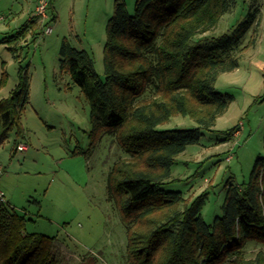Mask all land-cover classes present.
<instances>
[{
    "label": "trees",
    "instance_id": "trees-1",
    "mask_svg": "<svg viewBox=\"0 0 264 264\" xmlns=\"http://www.w3.org/2000/svg\"><path fill=\"white\" fill-rule=\"evenodd\" d=\"M235 7L236 0H137L131 15L116 0L106 28L105 81L87 52L63 41L61 69L91 105V147L112 137L127 155L106 178L108 200L126 227V264H264V250L247 257L250 244L264 248V158L247 183L230 186L212 225L202 216L207 190L189 199L164 189L179 181L172 177L177 158L234 99L217 91L218 77L238 69L241 53L256 44L255 36L244 41L253 26L256 35L258 10L229 33L206 36ZM28 101L27 80L0 100V145L19 127ZM175 117L198 127L162 128ZM25 229V219L0 201V264H59L53 239Z\"/></svg>",
    "mask_w": 264,
    "mask_h": 264
},
{
    "label": "rangeland",
    "instance_id": "rangeland-1",
    "mask_svg": "<svg viewBox=\"0 0 264 264\" xmlns=\"http://www.w3.org/2000/svg\"><path fill=\"white\" fill-rule=\"evenodd\" d=\"M115 1L49 0L48 19L41 24L35 18L36 26L30 21L39 0H0V100L22 81L29 85L21 129L16 126L0 145V191L4 203L25 219L27 234L53 239L59 264L127 263L126 227L106 187L110 168L127 155L112 137L91 147V105L62 71L60 54L67 39L92 57L105 81L106 28ZM136 1L123 0L131 15ZM257 10L256 35L253 26L244 41L247 46L255 36V46L241 53L238 69L215 83L218 92L234 98L231 105L199 144L177 158L172 177L179 181L164 186L189 199L207 190L202 216L208 225L221 216L230 186L247 183L257 159L264 158V0H236L235 9L206 34L229 33ZM47 28L50 35L44 34ZM197 127L189 118L175 117L162 128ZM261 250L250 244L247 257Z\"/></svg>",
    "mask_w": 264,
    "mask_h": 264
},
{
    "label": "built area",
    "instance_id": "built-area-1",
    "mask_svg": "<svg viewBox=\"0 0 264 264\" xmlns=\"http://www.w3.org/2000/svg\"><path fill=\"white\" fill-rule=\"evenodd\" d=\"M49 8V0H39L38 5L36 7L35 18H38L40 23L43 24L46 19H48L47 11ZM2 20V19H0ZM52 32V28H47L44 30L45 35H50ZM243 126H239L240 132ZM20 150H26V146H19ZM4 174L3 168L0 166V178ZM0 200L4 201V196L0 191Z\"/></svg>",
    "mask_w": 264,
    "mask_h": 264
}]
</instances>
